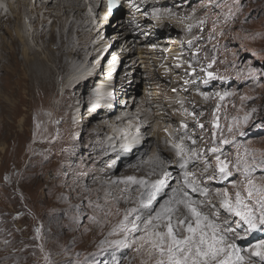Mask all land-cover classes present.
<instances>
[{
  "label": "rangeland",
  "instance_id": "374dc122",
  "mask_svg": "<svg viewBox=\"0 0 264 264\" xmlns=\"http://www.w3.org/2000/svg\"><path fill=\"white\" fill-rule=\"evenodd\" d=\"M41 1L45 2V0ZM0 2V5H2L0 9H4V0H0ZM154 7L156 8L152 9H159L161 12L164 9L170 10L171 13L181 15L182 19L179 17L178 20L188 21L186 24L187 31L182 32L179 29H174L171 32L168 31L170 28H159L155 33V31L148 28L143 33L150 30L148 33L152 36L149 37V44L162 46L163 49H166L167 46L169 50L174 46H171L168 40L181 42L193 39L191 40L192 48L187 51L188 54L185 53V56H179L182 57L185 63L191 64L196 71L195 75H189V69H184L185 72H183L184 76L193 81V85L180 90L179 85L181 83L177 82L178 89L172 92V95L177 100L182 97L180 100L184 99L188 103L186 105L176 103L177 106L173 107V110L177 111L181 107L182 113H184V109H187V112L194 113V116H189L186 113L187 116H182V118L185 117V121L181 120V122L187 124L186 129L181 127V122H177L178 119L175 116L170 120L169 125L173 129L180 127V131L177 132L179 135H177L179 137L183 136L182 142L185 143V148L189 150L194 146L198 150L200 148L207 150L213 146L220 147L221 158L226 159L230 164L236 162L238 154L244 156L245 150L248 151L247 158L249 162H251L253 155L259 158L260 154L264 153V0H239V4H237V0H174V2H171V0H158L157 5ZM152 9L146 12L149 16L150 12H153ZM3 11L5 12L6 9ZM67 12L73 14L74 10L71 11L68 8ZM83 13L87 14L85 11ZM40 14H42V11ZM59 14L61 15L63 12L60 11ZM124 15L125 12L118 8L115 17L111 20L124 18ZM87 16L90 15L87 14ZM87 18L85 22L88 21ZM201 21H203L202 24ZM51 24L50 28L54 27V23ZM188 24L191 25V29ZM27 28L30 29V32L32 31V28L28 26ZM27 28L26 31L29 34ZM107 35L110 43L113 44L114 40L111 34L107 33ZM69 37H71V33H67L66 38ZM128 38H130L133 46H143L142 43H138V37ZM162 40L167 42L161 43ZM91 41L86 50V53L91 51L87 59L90 64H95L97 55H94L93 51L95 49L100 50L101 43L98 41L93 43V39ZM65 42H67V39ZM57 46L59 44H52L44 49V46L37 45L36 49L40 53L42 52L39 56L45 57L48 49L55 50ZM116 47L118 48V46ZM168 50L160 51L158 54L164 58V54ZM110 54L111 52H108V50L101 54V62L104 67L108 66V71L112 62ZM136 63H138L140 71L145 73V66L141 63V60H137ZM210 63L212 66L208 68ZM48 64L52 68L54 67L52 63L49 62ZM79 64H81V61ZM123 64H125V61H122ZM152 68H155V66H152ZM201 69L213 72L216 78L205 84L203 81L207 77ZM250 69L255 70L254 74L249 73ZM173 73L179 74L178 71ZM168 77L170 75L157 82V86L160 87L159 90L162 93L165 89L171 88L172 83L170 82L173 81ZM86 79L81 80V82L79 80L75 86L69 88L72 97L70 109L73 116H76V121L71 125L63 124L64 117L67 115L61 101V95L64 91L61 86L57 87L53 93L44 91L41 96H35L32 100L27 97L25 100L0 103V264H152V260L147 256L145 250L138 251L136 245L130 244L129 247L117 246L105 250L93 245L74 244L64 246L62 242L56 241L57 236L54 230L58 224H62L66 220V216L65 214H48V209L52 208L55 203L52 202L51 197L45 196L47 181L43 177L47 172L51 173L53 170L58 171L60 169L55 178L53 176H50V178L52 181L54 179L57 182L54 184L55 189L64 187L59 183V180L65 179L66 166L55 169L58 162L56 153H58L59 147L63 143L62 140L59 141L60 134L65 130L69 132L71 127V136L75 140V146L79 149L76 155L80 156L82 158L81 162L91 169L92 177L95 175L94 165L99 167L98 171H100L99 175L101 174V177L119 174L123 168L117 159L119 157L117 155L111 157L113 158L111 165L115 169H110L111 171L108 170L107 173H102L101 169H107L108 161L101 158L102 160L95 163L96 161L93 162L92 159L94 155L89 160L84 157L87 154L85 147L93 148V144L88 141L93 136L96 126H99L98 123L106 121L107 118L109 120L117 114L115 108H106L104 111L95 108L97 112H91L94 109L92 98L99 84L97 79ZM139 84L140 90L134 95L138 104L142 102L139 96L142 95L141 91H144V86H151L144 80ZM152 86H155V84ZM27 90V87L21 90L25 96ZM225 91L231 93V95L223 101L215 96L216 92ZM200 92L209 93V97L205 99L200 95ZM192 95L194 96L192 97ZM192 102H195V105H192ZM214 112L216 113L215 117ZM245 115L248 116L246 123L244 122ZM187 117L188 121L186 122ZM216 118H218L220 130L216 131L217 143L214 145L212 133L213 121ZM114 120L112 125L113 123L119 124L116 119ZM197 122L204 125L203 129L197 126ZM236 123L240 124L239 129L235 128ZM107 124L108 126L102 125L99 127L101 135L104 137L108 135L111 128L109 126L110 122H107ZM229 124L234 126L231 133H229ZM241 132L243 135L240 134ZM62 136L64 137L63 140L67 138L65 134ZM221 137L229 141L235 139L234 142L220 145L218 141ZM192 140L196 141L195 145L191 143ZM124 145L126 144L124 143ZM173 145L166 146L169 153L164 155L160 153L162 150L156 146L155 136H153L146 157L151 154V151L156 152L159 157L164 155L159 162H164L163 164L166 165L167 170L172 171L175 175V178L169 182L172 186L177 187L179 195L182 196L187 191L194 200L198 202L205 201L202 211L206 214L211 215L213 211L219 210L220 220L218 222L228 219L227 214L220 209V200L214 195L215 189L227 188L233 198L237 190L246 196L244 177L233 171V176L229 178V182L211 181L208 184L211 191L207 200H205L198 193H192L183 184L182 172L186 170L196 174L197 178L203 183L208 175L215 173V156L205 152L204 159L207 160V163L203 159L197 160L189 162L185 169H181L179 167V164L183 162L181 159L176 161L179 163L178 165L173 164L176 156V149ZM124 147L125 151H122L124 153L122 157H125L127 149H129L126 146ZM87 157H89V154ZM205 170H207L206 175L204 174ZM40 172L44 173L41 177L38 175ZM70 176L72 177V175ZM252 178L257 184L264 185V170L257 169ZM232 181L236 183V188L232 187ZM140 191L141 187L135 185L128 192L130 193L129 202L136 205V207L139 202ZM131 193H134V195L131 196ZM161 195L160 193L159 198L157 197L158 202L155 201L154 203V210L159 205V201L163 199ZM208 201H211V203H208ZM186 214V210L181 206L174 219L176 217L184 218L183 215L187 216ZM147 218L148 215L145 213L144 219ZM84 221L85 218H82L78 224L83 225ZM37 229H39L38 233ZM183 234V232L178 233L179 236ZM136 235H139V233ZM260 239H264V231L254 232L243 240H237L236 243L242 249L241 254L249 257V254L243 249ZM250 259L252 264H259L256 258Z\"/></svg>",
  "mask_w": 264,
  "mask_h": 264
},
{
  "label": "bare ground",
  "instance_id": "6f19581e",
  "mask_svg": "<svg viewBox=\"0 0 264 264\" xmlns=\"http://www.w3.org/2000/svg\"><path fill=\"white\" fill-rule=\"evenodd\" d=\"M157 1L126 0L118 7L125 12L124 18H117L114 21L111 19L107 21L101 17L103 13V9L99 10L101 7L94 9V14L87 16L83 13L85 5L82 0H53V2L52 0H45V2L4 0L5 6L3 7L6 11L4 12L3 8L0 9V103L25 100L27 97L32 100L35 96H41L44 91L53 93L57 87L61 86L64 90L61 101L67 115L64 117L63 124L71 125L76 121V116H73L70 109L72 97L69 88L75 86L79 80L81 82L85 78L86 80L94 78L98 80L99 87L92 98L94 109L91 112L96 113L95 108L103 109V111L106 108H115L117 111L113 118L107 120L106 117V121L98 123L99 126H96L93 136L88 141L93 144V148L85 147L87 154L84 157L89 160L94 155L92 159L93 162L96 161L95 163L102 159L108 161L107 169L104 167L101 169L102 173H107L108 170L115 169L111 165L113 160L111 157L117 155L123 167L119 174L101 177L99 167L92 164L95 169V175L92 177L91 169L81 162L80 156L76 155L79 149L74 144L75 140L71 136L70 127L69 132L68 130L63 131L67 135L66 139L63 140L62 135L64 134H60L59 141L62 140L63 143L56 153L58 162L55 169L66 166L67 170L65 179L59 180L64 187L55 189L54 184L57 182L50 178V176L55 178L60 169L53 170L51 173L47 172L43 177L47 181L45 196L51 197L52 202L55 203L54 207L48 209V214H65L66 216V220L58 224L54 230L57 236L56 241L62 242L64 246L93 245L105 250L117 247L112 241L124 238L123 234L117 230L118 225L123 220L126 210L136 207L129 202L130 193L128 192L135 185L141 187L138 183L141 180L150 185L163 179L165 172L171 173L170 180L175 178L172 171L167 170L164 162L159 161L166 155L165 153L168 155L167 145L180 143L184 139L183 136H178L177 132L180 131V127L173 129L169 122L175 117L178 119L177 122L185 121V117L182 118V116H187V113H182L181 107H177V111L173 110V107L177 106L176 103L181 105L188 103L184 99L180 100L181 96L177 100L172 92H175L173 89H178L177 82L181 83L180 90L193 85V83L185 84V81L191 79L184 76L183 72H185L184 69H189V75H195L196 71L193 72V67L190 68L189 64L179 57L180 55L185 56V53L188 54L187 51L192 48L191 40L193 39L181 42L168 40L171 46H174L169 50L167 46L163 49L162 46L149 44V37L152 36L148 33L150 30L155 33L159 28H170L168 31L174 29L187 31L188 21H179L181 16L179 14L162 15L159 18H154L151 12L150 16L148 13L146 15L147 11L156 8L154 6L157 5ZM68 8L71 11L74 10V13H68ZM41 11L42 14H40ZM60 11L63 14L60 15ZM104 15L106 16V13ZM115 15L116 12L113 13L112 18ZM86 18L88 21L85 22ZM51 23H54V27L50 28ZM27 26L32 28L31 32ZM26 28L29 29V34ZM148 28L150 30L143 33ZM67 33H71V37L66 38ZM107 33L111 34L113 44L110 43ZM128 37H138V43H142L143 46H133ZM66 39L67 42H65ZM92 39L93 43H96L95 41L101 43L99 46L101 49L93 51V54L97 55L95 64H90L87 59L91 51L86 53ZM52 44H59V46L55 50L48 49L45 57L39 56L42 52L36 49L37 45L44 46L43 48L46 49ZM106 50L111 52L112 62L109 71L108 66L104 67L101 62V54ZM164 50L168 51L162 58L158 52H164ZM137 60H141L144 64L145 73L140 71ZM80 61L81 64H79ZM122 61H125V64L122 65ZM49 62L54 65L53 68L48 64ZM177 65L180 66L177 67ZM174 71H178L179 74L173 73ZM169 75L168 79L173 81L170 82L172 83L171 88L165 89L162 93L157 82ZM143 80L151 86H144V91H141L142 95L139 96L142 102L138 104L134 95L140 90L139 82ZM153 84L155 86H152ZM25 87L28 88L26 96L21 91ZM177 97L179 98V95ZM192 105H195V102H192ZM114 119L119 124L113 123L112 125ZM107 122H110L111 128L108 135L104 137L99 127L108 126ZM153 136H155L156 146L162 150L160 153L164 154L161 157L157 156L154 151L146 157ZM124 146L129 149L125 157H122ZM88 154L89 157H87ZM178 159L180 158L175 156L173 164L178 165L179 163L176 162ZM43 174L40 172L38 175L41 177ZM129 176L134 177L137 183L126 184L124 179ZM172 187L176 186H172L169 182L170 190L167 188L165 192H161L163 199L159 201L156 209L169 198L167 194L171 193ZM133 195L134 193H131V196ZM82 218H85L84 224L79 225ZM163 230L162 228L161 231ZM129 241L131 244V238Z\"/></svg>",
  "mask_w": 264,
  "mask_h": 264
},
{
  "label": "snow or ice",
  "instance_id": "6c2138e0",
  "mask_svg": "<svg viewBox=\"0 0 264 264\" xmlns=\"http://www.w3.org/2000/svg\"><path fill=\"white\" fill-rule=\"evenodd\" d=\"M119 0H107V8L109 13ZM239 4V0H237ZM2 6V5H0ZM206 6V5H202ZM195 11V10H194ZM147 15V13H146ZM154 18L162 15H174L170 10H164L162 13L159 9H153ZM201 24L203 21L200 22ZM191 25H189V28ZM115 59V58H114ZM214 62V61H213ZM180 65H177L179 67ZM211 63L208 68H211ZM191 68V64L189 65ZM194 72L195 69L192 68ZM206 74L207 79L203 82L208 83L209 80L215 79L213 72L201 69ZM255 70L250 69L249 73L254 74ZM221 79H223L221 77ZM193 83L191 80L185 81V84ZM175 91V89H173ZM205 99L209 97V93L200 92ZM231 93L216 92L215 96L223 101ZM243 99V98H242ZM219 107V105H218ZM184 112L189 116L194 113ZM216 113L214 112V117ZM248 116L245 115L246 123ZM197 126L203 129L204 125L197 122ZM181 127L186 129L187 124L181 122ZM233 125L229 124V133L233 131ZM240 124L236 123L235 128L239 129ZM220 130L218 118L213 121V144L216 141V131ZM137 131L139 129L137 128ZM243 135V133H240ZM191 139V137H189ZM233 141L221 137L218 141L220 145H226ZM171 143V141H169ZM195 145L196 141L192 140ZM176 149V156L183 162L179 164L181 169H185L189 162L204 160L205 152L215 156L216 167L213 175H208L206 181L197 178L196 174L188 171L182 172L183 184L186 185L192 193H198L207 200L211 189L208 184L211 181L219 180L229 182V178L233 176V171L240 173L246 183L244 190L247 195H242L239 190L235 192L234 198L230 195L227 188L215 189L214 195L220 200V209L223 210L228 219L220 220V211H213L211 215L202 211L205 201H196L187 191L182 196L179 195L176 187L171 188L169 198L154 210V202L161 192L169 187V180L172 178L170 172H165L161 180L155 181L150 185L146 181H139L141 191L138 196L137 207L126 210L123 220L120 221L117 230L123 234V239L112 241L119 247H129L136 245L137 250H145L147 256L152 260V264H252L250 258H256L259 264H264V239H260L250 244L243 251L249 254L245 257L241 254L242 249L237 245V240H243L250 234L257 231H264V185H259L252 178L253 173L257 169L264 170V153L257 158L255 155L251 157L249 162L248 151L245 150L244 156L238 154L236 162L230 164L226 159L221 158L220 147H210L207 150L194 146L191 150L185 148L182 142L173 145ZM205 175L207 170H205ZM7 178V177H6ZM126 184L137 183L134 177H126ZM232 187L237 185L232 181ZM211 203V201H208ZM180 206L187 212L184 218L176 217ZM154 210V211H153ZM148 218L144 219V214ZM143 222V227H141ZM164 230L161 231L160 229ZM37 233L39 229L36 230ZM183 232L180 237L178 233ZM140 233V235H136ZM131 238V245L129 240Z\"/></svg>",
  "mask_w": 264,
  "mask_h": 264
}]
</instances>
